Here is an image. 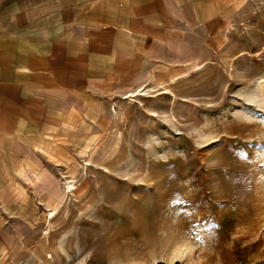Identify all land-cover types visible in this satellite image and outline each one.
<instances>
[{"label": "rangeland", "instance_id": "374dc122", "mask_svg": "<svg viewBox=\"0 0 264 264\" xmlns=\"http://www.w3.org/2000/svg\"><path fill=\"white\" fill-rule=\"evenodd\" d=\"M186 40L14 175L0 264H264V0Z\"/></svg>", "mask_w": 264, "mask_h": 264}, {"label": "crops", "instance_id": "0c3cea01", "mask_svg": "<svg viewBox=\"0 0 264 264\" xmlns=\"http://www.w3.org/2000/svg\"><path fill=\"white\" fill-rule=\"evenodd\" d=\"M232 1L0 0V256L14 175L36 170L59 134L100 118L111 97L185 57L175 52L187 36L215 26Z\"/></svg>", "mask_w": 264, "mask_h": 264}]
</instances>
